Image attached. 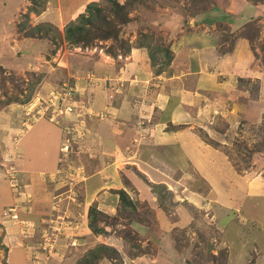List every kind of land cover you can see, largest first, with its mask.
Here are the masks:
<instances>
[{
	"label": "rangeland",
	"instance_id": "rangeland-1",
	"mask_svg": "<svg viewBox=\"0 0 264 264\" xmlns=\"http://www.w3.org/2000/svg\"><path fill=\"white\" fill-rule=\"evenodd\" d=\"M107 1L0 0V264H90L102 245L92 264H264V80L203 89L164 78L190 75L169 64L184 59L181 44L201 52V74L249 78L248 60L264 74V0H114L125 23ZM88 4L114 23L116 40L65 39ZM156 127L183 138L181 157L134 138ZM125 164L144 172L132 169L140 189L122 185ZM111 187L134 210L107 207ZM92 206L115 216L98 217L105 234L87 228Z\"/></svg>",
	"mask_w": 264,
	"mask_h": 264
},
{
	"label": "crops",
	"instance_id": "crops-1",
	"mask_svg": "<svg viewBox=\"0 0 264 264\" xmlns=\"http://www.w3.org/2000/svg\"><path fill=\"white\" fill-rule=\"evenodd\" d=\"M76 6H78L79 7V5H74V7H76ZM73 7V8H74ZM65 9V11H63ZM60 10H61V12H62V14H61V16L63 17V19L64 18H68V15H69V13H70V8H69V10L65 7V6H62L61 8H60ZM76 10V9H75ZM73 11H74V9H73ZM181 42V41H180ZM180 42H178L179 44H181ZM188 42H191V40L190 41H188ZM193 43H194V40H193ZM211 42H209V44L207 45V49H209V51H212L213 50V45L212 44H210ZM181 46L182 47H180V52L183 50L186 54L185 55H183V58L184 59H181L180 57H178L177 58V56L175 55V58L173 57L172 59H171V61H170V63L169 64H172L174 67H177L176 69H175V71L176 70H181L180 68H181V66H180V68H179V65H182L183 67L184 66H186L187 67V69H188V73H190V75H188L187 76V74H186V76H183V78H182V76H180V74H178V73H175L174 71V73H172V72H170L169 73V69L167 70V71H165V74L167 75V76H165L164 78H165V80H201L199 83H200V85H201V87L203 88V89H209V88H212V87H215V84L217 85V88H219L223 83L221 82V83H214V81H212V80H234V79H250V80H264V74H263V72H261V71H258L256 68H258V67H256L254 64L251 66V62L248 60V64H247V66H246V73H247V71H251V77H249V78H247L248 76H240V75H235L234 73H230L229 75L227 74L226 76H222L221 78H218L217 76H214L213 75V73H209V74H207V75H205V74H201L200 72H199V70H201V66H203V65H205V62H203V60H205L204 58H201L202 56H199L200 55V51H198V49H193V48H191V47H189V46H187V48L185 47H183V45L181 44ZM191 48V49H190ZM177 52H179V50H176ZM198 52H200V53H198ZM213 52V51H212ZM182 53V52H181ZM180 55H182V54H180ZM227 55V54H226ZM233 55L234 54H231L230 56H231V58H232V64L234 63L233 61H234V59L236 58V56L234 55V58H233ZM216 57H218V55L216 56ZM238 57H240V55L239 56H237V58L236 59H238ZM227 58H228V56H227ZM214 60L212 61V59H210V60H207L208 62H211V64H214L215 63V61H216V58H213ZM242 59V58H241ZM182 62H184L183 64H182ZM239 63V62H238ZM245 63V62H244ZM175 64H179L178 66L177 65H175ZM232 64H230L229 63V67H228V69L229 70H231V68H233V67H230V65H232ZM243 63H240L239 64V68L240 69H243ZM254 71H257V72H261V74H263L262 76H261V79H260V77H259V75L257 74V73H253ZM253 73V74H252ZM255 74H257L256 76H254ZM260 74V73H259ZM243 75V74H242ZM159 76V75H158ZM169 76V77H168ZM156 78L155 79H157V76H155ZM225 77V78H224ZM241 77V78H240ZM160 79H163V78H160ZM170 94H174V92H171L170 91ZM163 101H165V103H166V100H163ZM164 103V104H165ZM159 122V121H158ZM47 125V124H46ZM47 127H48V125H47ZM149 127V126H148ZM157 127H159V126H157ZM155 128V132L153 133V131H152V133H151V135L149 136L148 134V136H139V135H137L136 134V132H133V134H134V138H136V139H143V140H145V142H147V147L145 146L144 147V149H150L149 147L151 146V147H163L164 145H169L171 148H173V150H175V148H176V151H175V153H176V157H178L177 155H179V157H181V155L183 154V151H184V146H183V144L181 143L182 142V139L183 138H181V139H178L177 140V138L179 137L178 136V134H175L174 135V133H171V135H169L168 136V134L167 133H162V132H159V129L158 128ZM30 127H27L26 129H24V136L23 137H21V139L19 138L18 139V143H20V141L22 140V138H26V135H27V133L29 132V131H31L32 130V127L29 129ZM50 130H51V128H49ZM114 130V129H113ZM117 129L116 130H114V131H112V135L113 136H115L117 133ZM130 132V131H129ZM128 133V132H127ZM160 133V134H159ZM122 134H124V131H122ZM156 134H158L157 136H155ZM48 137V136H47ZM124 137V136H123ZM107 138V136H105V139ZM114 138V137H113ZM113 138L112 139H109V138H107V140L105 141L106 142V144L108 145L107 147L110 149H113V148H116L115 147V139L113 140ZM145 138V139H144ZM155 139V140H153V139ZM57 140H58V135H57ZM113 140V141H112ZM152 140V141H151ZM157 140V141H156ZM149 141V142H148ZM155 141L157 142V144H155ZM130 144H135V140L133 139V140H131L130 142H129ZM153 144H155L156 146H154ZM17 145V144H16ZM144 152H146V151H144ZM143 152V153H144ZM201 152H205V153H207L208 152V150H204V151H201ZM138 155H142V153L141 152H139L138 153ZM144 155V154H143ZM145 155H147V154H145ZM146 157V156H145ZM22 161V160H21ZM24 161V160H23ZM164 161H166V160H164ZM112 163H114V162H112ZM131 164H129V167H131V168H128V169H126V164L122 167L123 169H124V171H122V170H119V171H121V173L123 174V177L128 181V183L130 184V192L131 191H134L132 188V186H134L135 185V188H138V189H140L139 188V184H140V182L139 181H137V180H135V177L132 175V169L134 170H136L138 173H140L142 176H140L141 178H143L144 180H145V177H144V172L142 171V172H140L138 169H140L139 167L137 168V166L136 165H131ZM130 170H131V172H130ZM118 171V172H119ZM127 172V174H124V172ZM112 171L110 170V175H112L113 176V173H111ZM117 172V174H119ZM104 174V173H103ZM107 175V174H106ZM114 184H118L119 185V183H120V179L119 180H115L114 182H113ZM121 184V183H120ZM123 185V184H122ZM119 188H112L111 187V189H108L107 190V193H105V194H103L102 196L104 197V198H106L105 200H106V202H107V207H109V208H111L112 210L114 209V207H115V205H116V202H117V197H116V195H114V194H112V193H110V191L111 190H118Z\"/></svg>",
	"mask_w": 264,
	"mask_h": 264
},
{
	"label": "trees",
	"instance_id": "trees-1",
	"mask_svg": "<svg viewBox=\"0 0 264 264\" xmlns=\"http://www.w3.org/2000/svg\"><path fill=\"white\" fill-rule=\"evenodd\" d=\"M130 1L131 3L135 2V0H130ZM107 2L109 4L107 12H109L114 17H119L120 19H123L121 23H125L126 19L124 18V15H125L124 6L114 0L113 1L108 0ZM86 12H87V17H84L82 14H80L78 18V23L71 21L66 25L65 39L67 41L73 44L80 43V44L86 45L92 42V40L96 38L100 40H104L108 38H112L113 40L117 39V32H118L117 28H115L114 23L106 19L107 16H105L101 8H97L93 4H88L86 6ZM99 22L102 24L103 28L99 26L95 28V24ZM169 61L170 59H168L164 65H167ZM159 71H160L159 69L155 70L156 73H159ZM121 181H122L123 186L128 187V188L130 187V184L125 178H122ZM152 187H154L155 189H159V190L161 189L163 191L165 190V187L162 184H156V185H153ZM159 190L157 192L156 191L154 192L157 193L156 196H158V198H161L160 193L158 194ZM110 193L116 195L117 197L116 205L121 204L122 206H127L131 208L132 210H134L132 201L128 198L124 190L122 189L111 190ZM115 214L116 216L123 215V212L121 210L120 211L116 210ZM124 214L128 216L127 211H125ZM100 216L107 217L113 221L115 219V216H108V215L102 214L101 212L96 210L94 206L89 207L87 211V218H89L87 222V228L89 229L91 233L96 234V235L105 234V230L103 228L97 227V222L99 220L98 217ZM105 249L107 250L108 248L102 245L96 249V252H94V250L88 252L89 263L92 264L93 260H97L96 253L99 252V257H100V255H102L103 253V250ZM110 253L115 254L117 252L115 251V249L110 248Z\"/></svg>",
	"mask_w": 264,
	"mask_h": 264
},
{
	"label": "built area",
	"instance_id": "built-area-1",
	"mask_svg": "<svg viewBox=\"0 0 264 264\" xmlns=\"http://www.w3.org/2000/svg\"><path fill=\"white\" fill-rule=\"evenodd\" d=\"M70 112H71V108H70ZM66 141H67V139H66V136H63L62 135V137H61V139H60V145H62V146H64L65 147V145H66ZM59 150H60V148H59ZM61 152V151H60ZM6 212H13V209H11V208H7L6 209ZM6 212H4L5 214H6ZM12 215V214H11ZM14 215V214H13ZM13 215L11 216V217H13Z\"/></svg>",
	"mask_w": 264,
	"mask_h": 264
},
{
	"label": "clouds",
	"instance_id": "clouds-1",
	"mask_svg": "<svg viewBox=\"0 0 264 264\" xmlns=\"http://www.w3.org/2000/svg\"><path fill=\"white\" fill-rule=\"evenodd\" d=\"M65 122H66V121H65ZM61 137H62V135H61ZM58 141H59V147H60V137H59V140H58ZM58 149H59V148H58ZM59 152H60V150H59Z\"/></svg>",
	"mask_w": 264,
	"mask_h": 264
}]
</instances>
